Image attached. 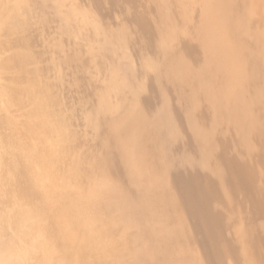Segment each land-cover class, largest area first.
<instances>
[{"label":"bare ground","instance_id":"1","mask_svg":"<svg viewBox=\"0 0 264 264\" xmlns=\"http://www.w3.org/2000/svg\"><path fill=\"white\" fill-rule=\"evenodd\" d=\"M137 2L102 0L103 20L66 14L70 37L83 26L104 39L89 56L112 67L87 117L95 153L70 149L77 136L45 86L29 97L34 146L0 138V264H222L239 248L256 262L264 237L216 204L231 206L242 187L264 215V170L254 166L264 147V0ZM0 5V32L22 37L27 0ZM120 8L125 23L112 30ZM129 43L140 66L109 61ZM31 60L16 56L22 72ZM10 93L0 86L1 100Z\"/></svg>","mask_w":264,"mask_h":264},{"label":"rangeland","instance_id":"2","mask_svg":"<svg viewBox=\"0 0 264 264\" xmlns=\"http://www.w3.org/2000/svg\"><path fill=\"white\" fill-rule=\"evenodd\" d=\"M137 1V4H140L139 6H142L144 9L150 5V0ZM101 3L102 0H71L66 5L61 4L60 0H27L25 8L27 19V22L25 21L26 30L21 35L22 37L7 36L0 32V86L5 88L6 92L8 91L13 94H8L9 97L5 94L6 97H2L3 101L0 99V138H5L8 143L13 141L19 142L21 140L25 150H30L34 146L36 135L34 132H30L32 129L29 126L33 120V112L31 110L34 111V100L29 99V97L32 93L37 92V88L45 86L60 101V112L69 119L71 131L77 136L78 142L75 146L70 147V149L74 153L88 156L95 153L94 132L88 126L87 117L97 101L100 92L106 86L105 82L111 76L112 67L109 63L106 66L100 63V61L93 60L94 58L91 59V49H99L104 39H89L86 37L88 30L83 26L80 28L79 35L70 37L66 31V14L73 9L80 21L83 19H81V15L85 16L87 14L95 15L98 19H105L103 12V8L105 7L102 8L103 3ZM145 3L149 4L145 5ZM127 8L124 7V9ZM1 9L2 6L0 5ZM124 9H115L111 12L108 19V27L110 29L116 30V28L125 23L126 12ZM15 11L16 8L11 6L5 11V16L8 17ZM134 46L137 47L135 44L129 43L127 52L125 51L126 48H121L117 52V55L113 54V56H110L109 61H119L122 55L123 60L121 59L120 62L127 58V62L131 63L133 60L132 64L135 61L134 65L140 66L143 59L140 58L137 52L138 47L135 48ZM129 49L131 55L126 54L130 55L129 58L123 56L124 53L121 52L129 53ZM75 50L79 53L81 52L80 56L84 58V60H79L80 63H71L66 60ZM24 53L31 55L33 59L30 62L33 64L29 65L31 72L28 73L22 72L20 70L21 67L16 64V56L20 54L24 55ZM89 53L91 56H89ZM118 53H120V56ZM116 56L118 57L116 58ZM10 60L12 61L9 62ZM94 61L96 64L99 63V65H93ZM7 62L9 63V69L7 68ZM108 66L111 69L107 68ZM147 71L148 69H146L142 79L150 77L152 72L150 70V73H147ZM37 98L40 100L41 97ZM7 103L9 106L6 105ZM188 132L187 130L186 133L190 136ZM33 135L35 136L33 137ZM38 139L37 137V141H40ZM254 163L260 164L259 166L257 164L254 165L258 167L255 168L259 173L261 170H264V147L260 148V151L257 152ZM197 172L200 175L198 176L199 182L205 185L207 178L200 171ZM261 174L262 177L259 175V180L260 183L262 181L264 193V174ZM239 189L241 190L236 194L234 203L231 206L222 198L217 202V208L227 213L229 217L235 218L240 227L242 225L250 226L261 237H264V215L257 211L254 193L246 188L240 187ZM262 199L264 201V194ZM232 238V241L237 242L240 247L237 236L235 235ZM241 254L239 248L236 255H233L222 264H247ZM254 264H264V243L257 253Z\"/></svg>","mask_w":264,"mask_h":264}]
</instances>
